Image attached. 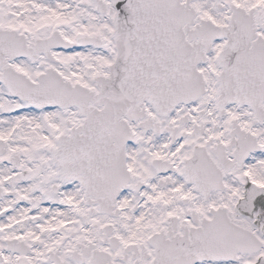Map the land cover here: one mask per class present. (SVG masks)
Returning <instances> with one entry per match:
<instances>
[{
  "label": "snow or ice",
  "instance_id": "snow-or-ice-1",
  "mask_svg": "<svg viewBox=\"0 0 264 264\" xmlns=\"http://www.w3.org/2000/svg\"><path fill=\"white\" fill-rule=\"evenodd\" d=\"M0 264H264V0H0Z\"/></svg>",
  "mask_w": 264,
  "mask_h": 264
}]
</instances>
